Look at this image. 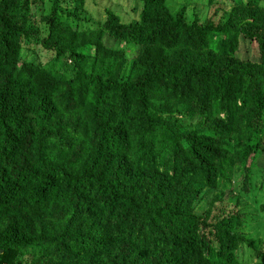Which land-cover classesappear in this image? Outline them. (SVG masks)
Returning <instances> with one entry per match:
<instances>
[{"label":"trees","instance_id":"obj_1","mask_svg":"<svg viewBox=\"0 0 264 264\" xmlns=\"http://www.w3.org/2000/svg\"><path fill=\"white\" fill-rule=\"evenodd\" d=\"M85 1L0 0V264H264V0Z\"/></svg>","mask_w":264,"mask_h":264},{"label":"rangeland","instance_id":"obj_2","mask_svg":"<svg viewBox=\"0 0 264 264\" xmlns=\"http://www.w3.org/2000/svg\"><path fill=\"white\" fill-rule=\"evenodd\" d=\"M220 4H223V0H219ZM132 0H86L85 1V13L89 14L92 17V20L95 21L99 19L100 21L103 17L102 10L109 9L116 12L122 19L131 20L135 18V12L130 10L132 6ZM171 11L177 10L179 7H185V15L187 18L192 17V13H197L200 20L203 19L209 12L205 4L206 0H166ZM224 7H227L225 5ZM86 14V15H87ZM241 56L246 57V53L242 52ZM249 61L254 62L256 60V53L253 54L251 49L250 57L247 55ZM41 59L40 61H44ZM264 161L263 157L260 155L256 158L254 163V169L250 174V187L251 190L249 193L241 194L239 199L244 207L242 208L247 213H250L254 218L246 219L241 230L244 233V236L253 241L252 249L247 246H243V250L240 251L238 258L242 262H251L256 257L257 248L264 249V210H258L260 206L264 204L263 199V188H264V168L261 169V163ZM261 184L262 189L257 190L258 185ZM242 206H240L241 208Z\"/></svg>","mask_w":264,"mask_h":264}]
</instances>
